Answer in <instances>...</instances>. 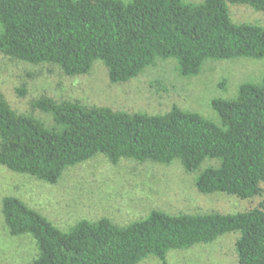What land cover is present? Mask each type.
<instances>
[{
    "label": "trees",
    "instance_id": "1",
    "mask_svg": "<svg viewBox=\"0 0 264 264\" xmlns=\"http://www.w3.org/2000/svg\"><path fill=\"white\" fill-rule=\"evenodd\" d=\"M228 3L264 13V0H0V53L33 65L52 64L68 76L102 62L113 84L139 76L157 60H174L182 77L207 61L264 59V27L235 24ZM21 95L24 90H19ZM54 126L15 112L0 93V164L56 184L63 172L97 155L171 164L196 173L201 194L253 199L264 193V78L239 86L232 99H214L218 121L174 106L159 115L56 102L32 103ZM217 161L200 171L205 161ZM13 237L30 235L31 264H166L172 250L210 244L239 233L238 264H264V202L245 212L170 215L157 210L119 226L108 218L81 220L62 231L17 197L3 199Z\"/></svg>",
    "mask_w": 264,
    "mask_h": 264
},
{
    "label": "rangeland",
    "instance_id": "2",
    "mask_svg": "<svg viewBox=\"0 0 264 264\" xmlns=\"http://www.w3.org/2000/svg\"><path fill=\"white\" fill-rule=\"evenodd\" d=\"M228 10L235 24L264 27L263 12L230 3ZM263 78L264 59L207 61L193 77H182L174 60H157L136 78L113 84L99 61L86 75L68 76L56 65H33L0 53V93L15 112L34 116L47 127L54 126L53 117L32 105L44 97L131 114H165L176 106L219 122L211 102L235 98L241 84L257 83ZM19 90L25 94L21 95ZM217 165V161L207 160L200 171ZM196 177V173L186 172L177 160L159 164L122 159L114 165L105 156L97 155L66 169L58 183L49 184L14 173L0 164V264H31L38 254L32 236L9 234L2 214L3 199L7 196L19 198L62 231H68L81 220L108 218L116 225L127 226L154 210L170 215L230 214L251 210L264 202V193L253 199L223 193L201 194L195 186ZM239 237V233H228L210 244L172 250L167 254L166 264H238ZM139 264L163 262L151 257Z\"/></svg>",
    "mask_w": 264,
    "mask_h": 264
}]
</instances>
